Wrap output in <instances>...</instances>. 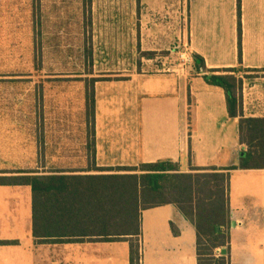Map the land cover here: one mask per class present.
Wrapping results in <instances>:
<instances>
[{
	"label": "crops",
	"instance_id": "crops-1",
	"mask_svg": "<svg viewBox=\"0 0 264 264\" xmlns=\"http://www.w3.org/2000/svg\"><path fill=\"white\" fill-rule=\"evenodd\" d=\"M91 3L88 65H40V72L79 73L40 85L37 116L29 108L27 113H0V173L87 175L100 173L95 168L158 160L177 163L180 172L215 167L228 173L234 221L225 229L229 243L223 255L229 264H264V169H226L247 150L239 140V119L264 118V77L245 85L239 75L264 74V0H239V15L238 0ZM180 39L203 59L204 70L196 72L194 61L185 71L160 70L162 55ZM145 52L153 56L146 58ZM19 64L1 72H24ZM224 69L237 71L218 72ZM205 73L238 79L235 117L228 114L224 90L208 83ZM18 90L7 88L6 94L22 98L23 89ZM34 209L36 194L30 186H0V241H15L0 245V264H114L113 256L90 254V249L101 251L117 241H38L32 234ZM143 214L142 264H197L195 227L173 204L142 210L140 220Z\"/></svg>",
	"mask_w": 264,
	"mask_h": 264
},
{
	"label": "trees",
	"instance_id": "trees-1",
	"mask_svg": "<svg viewBox=\"0 0 264 264\" xmlns=\"http://www.w3.org/2000/svg\"><path fill=\"white\" fill-rule=\"evenodd\" d=\"M84 2L88 12L91 0ZM143 56L148 58L153 53L145 52ZM193 60L196 72L204 70L200 56L193 55ZM204 79L224 90L228 114L235 117L240 87L235 75L205 73ZM92 102L90 100L89 108L93 128ZM238 131L239 140L247 145V150L237 165L226 169H264V118H240ZM94 170L100 173L36 176L31 171L0 173V186L27 185L32 194H36L32 234L40 242L77 238L127 241L129 264H142L139 246L142 210L173 204L195 227L197 264H229L226 255L215 252L217 248L228 247L229 243L225 232L230 225L228 173L215 167H194L189 172H180L177 163L171 160ZM170 226L172 233L178 235L176 226L173 223ZM14 243L0 241V245Z\"/></svg>",
	"mask_w": 264,
	"mask_h": 264
},
{
	"label": "rangeland",
	"instance_id": "rangeland-1",
	"mask_svg": "<svg viewBox=\"0 0 264 264\" xmlns=\"http://www.w3.org/2000/svg\"><path fill=\"white\" fill-rule=\"evenodd\" d=\"M91 4L87 12L84 0H0V113H27L29 108L32 115L37 116L38 93L42 90L40 85L53 84L52 79L58 82L63 75L79 73L40 72V65L57 62L88 65L86 55L91 52L92 35ZM17 52L20 54L18 57ZM168 54L165 51L162 55L168 57L166 67H177L180 61ZM18 63L24 67V72H4ZM239 75L245 85L256 83L264 77L260 72H240ZM16 87L18 92L23 89L22 98L6 94L7 88L16 90ZM21 103L24 109L20 108ZM25 122H28L27 119ZM36 122L35 119L30 120L29 126L36 127ZM37 158L39 162V154ZM145 224L144 218L141 219L140 226L144 227ZM128 247L127 241H121L101 251L90 249V254L93 251L94 255H102L104 251L105 256L115 258L114 264H128Z\"/></svg>",
	"mask_w": 264,
	"mask_h": 264
},
{
	"label": "built area",
	"instance_id": "built-area-1",
	"mask_svg": "<svg viewBox=\"0 0 264 264\" xmlns=\"http://www.w3.org/2000/svg\"><path fill=\"white\" fill-rule=\"evenodd\" d=\"M169 54L168 56H176L177 60H179V64L177 67L167 68V56H163L161 58V61L163 63V66L161 67V71L168 72V71H176V70H182L185 71L188 66H190L193 63V54L190 51L189 47L187 45H184L182 43V40H178L177 44L174 45V47L170 50H168ZM216 254H220V248L216 249Z\"/></svg>",
	"mask_w": 264,
	"mask_h": 264
},
{
	"label": "water",
	"instance_id": "water-1",
	"mask_svg": "<svg viewBox=\"0 0 264 264\" xmlns=\"http://www.w3.org/2000/svg\"><path fill=\"white\" fill-rule=\"evenodd\" d=\"M230 225H231V226L234 225V221H233V220L230 221ZM220 253H221V255H223V254L226 253V249H225V247L220 248Z\"/></svg>",
	"mask_w": 264,
	"mask_h": 264
}]
</instances>
